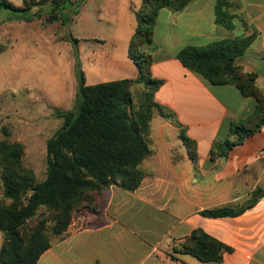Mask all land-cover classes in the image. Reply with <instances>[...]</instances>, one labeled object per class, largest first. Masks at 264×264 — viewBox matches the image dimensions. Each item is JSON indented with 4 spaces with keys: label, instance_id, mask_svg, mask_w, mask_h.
I'll return each instance as SVG.
<instances>
[{
    "label": "crops",
    "instance_id": "crops-1",
    "mask_svg": "<svg viewBox=\"0 0 264 264\" xmlns=\"http://www.w3.org/2000/svg\"><path fill=\"white\" fill-rule=\"evenodd\" d=\"M141 2L119 0L107 17L100 18L112 33L94 39L110 45L108 51L83 55L79 42L87 85L138 77L128 48L136 28L134 10ZM239 2L233 29L216 24L215 0H192L182 11L160 10L153 43L145 50L153 57V76L163 81L155 100L164 115L153 112V153L142 165L146 176L135 192L112 185L102 202L107 223L89 228L87 224L94 223L96 216L80 213L66 234L52 241L38 264H264V194L255 196L257 190L264 191V158L260 154L264 127L232 149L226 159L211 156L215 142L230 138L231 123L251 116L257 102L244 97L235 86L209 83L177 58L186 46H204L256 31L255 41L237 58L236 65L257 74V86L264 90V0ZM183 128L197 144L196 161L180 135ZM250 203L235 217L200 214ZM196 229L231 247L232 252L224 253L216 263L174 252ZM2 244L0 231V250Z\"/></svg>",
    "mask_w": 264,
    "mask_h": 264
},
{
    "label": "trees",
    "instance_id": "trees-1",
    "mask_svg": "<svg viewBox=\"0 0 264 264\" xmlns=\"http://www.w3.org/2000/svg\"><path fill=\"white\" fill-rule=\"evenodd\" d=\"M22 0L18 7L8 0H0V14L32 22L46 16L49 22L61 21L70 25L80 14L87 0ZM192 0H142L134 10L136 28L130 40L128 56L138 69L136 79H122L87 85L79 59V40L66 37L73 45L75 74L79 82L75 107L59 110L62 127L47 143V173L44 181H37L33 170L23 165L24 145L20 142H0V182L3 202L0 201V231L3 244L0 264H38L40 257L51 247L54 239L62 238L73 221L74 214L87 211L96 221L87 224L99 228L107 223L99 197H106L112 185L127 192H135L146 176L143 162L153 153L151 120L153 112L164 115L155 95L163 81L152 74L153 57L145 48L153 43L159 12L163 8L182 11ZM45 4L47 14L34 12ZM239 0H215V22L233 29L238 17L234 9ZM41 9V8H40ZM69 12L71 14H69ZM242 21H244L242 19ZM251 35L215 41L204 46L189 45L177 58L214 85H232L257 105L251 116L232 122L230 138L215 142L213 159H226L232 149L242 145L264 127V90L257 86V74L245 72L236 65L257 37ZM140 89L135 102L133 89ZM181 137L193 161L197 159V144L181 129ZM193 147V149H192ZM263 190L255 196L261 197ZM9 201L8 203H5ZM203 210L208 218L235 217L246 207ZM174 252L195 257L203 263L221 262L224 253L232 248L218 241L202 229L194 230Z\"/></svg>",
    "mask_w": 264,
    "mask_h": 264
},
{
    "label": "rangeland",
    "instance_id": "rangeland-1",
    "mask_svg": "<svg viewBox=\"0 0 264 264\" xmlns=\"http://www.w3.org/2000/svg\"><path fill=\"white\" fill-rule=\"evenodd\" d=\"M8 1L23 6L22 0ZM116 3L119 0H87L74 22L65 26L61 21L49 22L46 16L26 22L6 11L0 14V142L24 145L23 165L34 171L39 182L46 179V143L63 125L57 112L73 109L77 99L74 49L66 37L72 35L83 43V55L108 51L110 45L94 38L110 37L112 29L104 28L108 23L100 18L107 17ZM47 10L45 4L33 9L43 15ZM139 92L133 89L135 102ZM104 200L99 197L100 205ZM84 212L75 213L73 219Z\"/></svg>",
    "mask_w": 264,
    "mask_h": 264
},
{
    "label": "built area",
    "instance_id": "built-area-1",
    "mask_svg": "<svg viewBox=\"0 0 264 264\" xmlns=\"http://www.w3.org/2000/svg\"><path fill=\"white\" fill-rule=\"evenodd\" d=\"M261 156L264 158V149L261 151Z\"/></svg>",
    "mask_w": 264,
    "mask_h": 264
}]
</instances>
